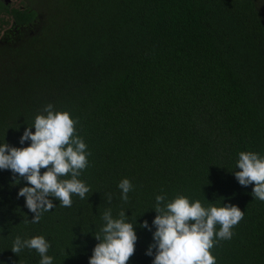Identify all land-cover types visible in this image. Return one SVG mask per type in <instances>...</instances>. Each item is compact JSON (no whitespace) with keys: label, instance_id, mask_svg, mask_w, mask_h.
<instances>
[{"label":"trees","instance_id":"16d2710c","mask_svg":"<svg viewBox=\"0 0 264 264\" xmlns=\"http://www.w3.org/2000/svg\"><path fill=\"white\" fill-rule=\"evenodd\" d=\"M0 26V264H264V0Z\"/></svg>","mask_w":264,"mask_h":264},{"label":"rangeland","instance_id":"374dc122","mask_svg":"<svg viewBox=\"0 0 264 264\" xmlns=\"http://www.w3.org/2000/svg\"><path fill=\"white\" fill-rule=\"evenodd\" d=\"M23 3H27V0H12L13 6H22ZM4 29L0 26V37L3 34Z\"/></svg>","mask_w":264,"mask_h":264},{"label":"flooded vegetation","instance_id":"af4514ba","mask_svg":"<svg viewBox=\"0 0 264 264\" xmlns=\"http://www.w3.org/2000/svg\"><path fill=\"white\" fill-rule=\"evenodd\" d=\"M8 3H12V0H11V1H9Z\"/></svg>","mask_w":264,"mask_h":264},{"label":"water","instance_id":"95a60500","mask_svg":"<svg viewBox=\"0 0 264 264\" xmlns=\"http://www.w3.org/2000/svg\"><path fill=\"white\" fill-rule=\"evenodd\" d=\"M9 1H11V0H6V2H9Z\"/></svg>","mask_w":264,"mask_h":264}]
</instances>
